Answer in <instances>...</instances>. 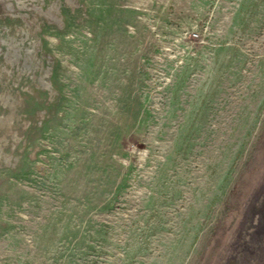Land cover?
<instances>
[{
    "label": "rangeland",
    "instance_id": "1",
    "mask_svg": "<svg viewBox=\"0 0 264 264\" xmlns=\"http://www.w3.org/2000/svg\"><path fill=\"white\" fill-rule=\"evenodd\" d=\"M264 185V0H0V264H221Z\"/></svg>",
    "mask_w": 264,
    "mask_h": 264
},
{
    "label": "water",
    "instance_id": "2",
    "mask_svg": "<svg viewBox=\"0 0 264 264\" xmlns=\"http://www.w3.org/2000/svg\"><path fill=\"white\" fill-rule=\"evenodd\" d=\"M221 264H264V185Z\"/></svg>",
    "mask_w": 264,
    "mask_h": 264
}]
</instances>
